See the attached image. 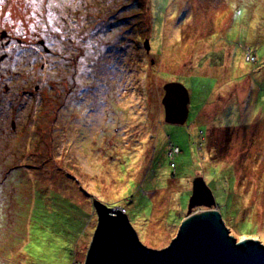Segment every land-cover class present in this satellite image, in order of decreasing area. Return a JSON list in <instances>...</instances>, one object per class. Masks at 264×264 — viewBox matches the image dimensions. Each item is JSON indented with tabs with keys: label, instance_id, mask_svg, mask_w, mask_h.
<instances>
[{
	"label": "rangeland",
	"instance_id": "obj_1",
	"mask_svg": "<svg viewBox=\"0 0 264 264\" xmlns=\"http://www.w3.org/2000/svg\"><path fill=\"white\" fill-rule=\"evenodd\" d=\"M3 56L0 264H84L94 199L163 249L197 177L248 202L224 220L264 244V0H3ZM169 82L185 125L165 120Z\"/></svg>",
	"mask_w": 264,
	"mask_h": 264
},
{
	"label": "water",
	"instance_id": "obj_2",
	"mask_svg": "<svg viewBox=\"0 0 264 264\" xmlns=\"http://www.w3.org/2000/svg\"><path fill=\"white\" fill-rule=\"evenodd\" d=\"M7 35L3 32L2 38ZM145 46L150 52L149 40ZM5 58L1 57L0 62ZM164 91L165 120L185 125L189 116L188 89L169 82ZM94 205L99 221L84 264H264V244L255 239L238 240L231 234L214 192L203 177L194 180L189 210L177 236L160 250L142 243L128 215L119 207L95 199Z\"/></svg>",
	"mask_w": 264,
	"mask_h": 264
},
{
	"label": "trees",
	"instance_id": "obj_3",
	"mask_svg": "<svg viewBox=\"0 0 264 264\" xmlns=\"http://www.w3.org/2000/svg\"><path fill=\"white\" fill-rule=\"evenodd\" d=\"M251 54L253 55V52H251ZM253 57L254 58H256L257 59V57L256 56H254L253 55ZM194 74V73H193ZM196 77H199L198 75H193L192 76V80L193 79H195ZM200 78V77H199ZM199 83H203L202 82V78L200 79V81H199ZM202 113H203V111H201V112H198V114H197V120L198 119H200L201 118V115H202ZM188 118H189V116H188ZM189 120V119H188ZM188 120H187V122H188ZM186 122V123H187ZM190 129H191V127H190ZM203 130H201L200 129V136H202V134H203ZM204 138V137H203ZM202 138V139H203ZM175 147H178L179 148V146L177 145V144H174V143H170V149L171 150H173ZM180 148H179V151H178V153H174L173 152V155H171L174 159L173 160H175V158H176V156L177 155H179L180 154ZM172 164V167H174V168H176V164L174 163V162H172L171 163ZM170 192V191H169ZM223 195V194H222ZM224 197V200H223V202L222 203H220L219 202V200H217V207L220 209V212H221V214H222V217H223V219H224V214H226V215H229L230 213H234L235 215H236V217H238V216H240L241 215V213H244V210H247V212L249 211V207H250V205H249V203L248 202H243V210H241L240 208H239V206L238 205H235L236 207H237V211L234 209V207H233V205H232V203H230L229 202V200H230V198L228 197V196H223ZM246 205V206H245ZM150 206L151 205H148V209H150ZM231 209V210H230ZM228 210H230V211H228ZM228 211V212H227ZM262 211H264V209L262 208L261 209V211H257L256 213H258L259 214V212H262ZM246 212V213H247ZM255 213V214H256ZM184 215L183 216H181L182 217V220L186 217V215H187V213H183ZM257 214V215H258ZM253 215V214H252ZM167 218V217H166ZM256 221H258L257 220V216H256ZM253 223H255V222H253ZM227 225V224H226ZM228 226V225H227ZM230 229V228H229ZM231 230V229H230ZM242 236H244V233L243 234H241Z\"/></svg>",
	"mask_w": 264,
	"mask_h": 264
},
{
	"label": "built area",
	"instance_id": "obj_4",
	"mask_svg": "<svg viewBox=\"0 0 264 264\" xmlns=\"http://www.w3.org/2000/svg\"><path fill=\"white\" fill-rule=\"evenodd\" d=\"M178 151H179V148L175 147L173 150H171L170 154L173 155V152L178 153Z\"/></svg>",
	"mask_w": 264,
	"mask_h": 264
},
{
	"label": "flooded vegetation",
	"instance_id": "obj_5",
	"mask_svg": "<svg viewBox=\"0 0 264 264\" xmlns=\"http://www.w3.org/2000/svg\"><path fill=\"white\" fill-rule=\"evenodd\" d=\"M7 37H9V34L5 37V38H7ZM17 39V38H16ZM19 41V43H22V40H18ZM11 42H12V40H8V42H7V45H9V44H11ZM2 62V61H1ZM0 62V63H1Z\"/></svg>",
	"mask_w": 264,
	"mask_h": 264
},
{
	"label": "bare ground",
	"instance_id": "obj_6",
	"mask_svg": "<svg viewBox=\"0 0 264 264\" xmlns=\"http://www.w3.org/2000/svg\"><path fill=\"white\" fill-rule=\"evenodd\" d=\"M165 92V91H164ZM165 95V94H164ZM164 98V97H163ZM163 100V99H162ZM162 105H163V103H162ZM164 106V105H163ZM165 109V108H164Z\"/></svg>",
	"mask_w": 264,
	"mask_h": 264
},
{
	"label": "snow or ice",
	"instance_id": "obj_7",
	"mask_svg": "<svg viewBox=\"0 0 264 264\" xmlns=\"http://www.w3.org/2000/svg\"><path fill=\"white\" fill-rule=\"evenodd\" d=\"M0 2H3V0H0Z\"/></svg>",
	"mask_w": 264,
	"mask_h": 264
},
{
	"label": "clouds",
	"instance_id": "obj_8",
	"mask_svg": "<svg viewBox=\"0 0 264 264\" xmlns=\"http://www.w3.org/2000/svg\"><path fill=\"white\" fill-rule=\"evenodd\" d=\"M232 234V233H231ZM166 248V247H165Z\"/></svg>",
	"mask_w": 264,
	"mask_h": 264
}]
</instances>
